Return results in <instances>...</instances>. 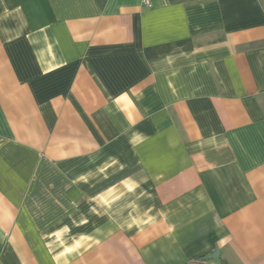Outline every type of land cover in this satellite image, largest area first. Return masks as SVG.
Returning a JSON list of instances; mask_svg holds the SVG:
<instances>
[{
	"label": "crops",
	"instance_id": "0c3cea01",
	"mask_svg": "<svg viewBox=\"0 0 264 264\" xmlns=\"http://www.w3.org/2000/svg\"><path fill=\"white\" fill-rule=\"evenodd\" d=\"M0 264H264V0H0Z\"/></svg>",
	"mask_w": 264,
	"mask_h": 264
},
{
	"label": "water",
	"instance_id": "95a60500",
	"mask_svg": "<svg viewBox=\"0 0 264 264\" xmlns=\"http://www.w3.org/2000/svg\"><path fill=\"white\" fill-rule=\"evenodd\" d=\"M217 256H219V251H216V252H214L213 254H211V255H209V256H206L204 259H205V260H209V259L215 258V257H217Z\"/></svg>",
	"mask_w": 264,
	"mask_h": 264
},
{
	"label": "built area",
	"instance_id": "2783aa9c",
	"mask_svg": "<svg viewBox=\"0 0 264 264\" xmlns=\"http://www.w3.org/2000/svg\"><path fill=\"white\" fill-rule=\"evenodd\" d=\"M146 3H149L148 1H146Z\"/></svg>",
	"mask_w": 264,
	"mask_h": 264
}]
</instances>
